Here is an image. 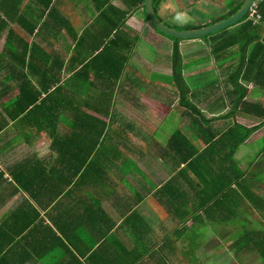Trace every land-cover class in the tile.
I'll list each match as a JSON object with an SVG mask.
<instances>
[{
	"label": "crops",
	"instance_id": "obj_1",
	"mask_svg": "<svg viewBox=\"0 0 264 264\" xmlns=\"http://www.w3.org/2000/svg\"><path fill=\"white\" fill-rule=\"evenodd\" d=\"M191 1L194 0H165L160 6L158 15L170 26L196 24L195 27H200L219 20L218 18L221 15L240 0L226 1L228 6L224 4L222 6L221 3H216V0H205L203 7L199 8V13L197 12V17L188 19L183 24L171 22L170 15L173 12L169 15V13L162 10V8H165L164 5L170 2L175 9V14L182 10L191 17L193 16L192 11H187ZM176 4H181V6L177 7ZM109 5L119 9L126 8L124 0H110ZM212 7H216V10ZM59 8L61 12L69 17L74 29L73 33H69L62 28L60 32L47 34L43 37L27 36L18 24L7 22L0 11V19L5 18L8 25L5 28H0V51H4L5 34L8 28L15 30L27 40H38L40 45L46 47L51 55L47 60L43 59V64H40L42 59H38L40 68L32 75V84L36 89L41 90L42 78L54 75L59 77L58 84H62L64 89L69 88L70 92H75L78 85H76V82L72 85L71 81L73 79L76 81L73 73L74 70L80 67L77 59L84 57L79 53L87 52L85 50L79 51L80 49L77 48L78 38L82 36L83 29L92 22L94 15L98 14L99 11L92 2L90 7H79L74 5L73 0H60ZM141 10V7L138 6L126 22L129 25H126V29L132 30L130 33L133 37L138 36V30L133 26L134 23L137 24L136 26H141L142 30L148 26L147 22L140 16ZM249 20H251L250 23H248ZM216 36L223 39L234 37V42L222 57H220L223 54L222 52L212 56L213 67H207V70L205 68L203 72L195 70L194 73H190L188 78L190 82H187L192 92L196 93V98L200 100V96L203 94L205 116H210L208 118L213 119L211 125L216 137H213L212 140L216 142L217 139L218 142H216L214 150L219 151V155L213 153L215 161L216 157L225 158L231 144H233L232 141L223 140L230 126L234 123L247 127L254 126V131L236 149L235 156L237 159L240 158L239 165H241L240 161L242 159L240 156L245 150L250 151L253 146L255 151L251 154L253 155L252 160L247 162L248 165L241 166L245 170L244 177L247 178L243 188L249 187L264 200V116H261V110L257 107L258 101H260L261 108L263 107L264 110V60L261 64V43L264 45V22L261 23L259 18L253 19L247 15L239 23H234L223 30H219L214 37ZM190 39L192 38H185L179 42L183 60H185V56L191 55L193 59L190 61L193 64H201L209 56L199 55L198 44L202 42L209 50L213 42L210 38L208 43L200 38ZM244 45L246 49L243 54L242 47ZM256 51H258L257 55H255ZM250 55V61H247ZM7 57L5 64L0 66V122L3 127L0 130V222L10 225H16L14 224L16 222L19 225L28 223L31 218L35 219L37 217V219L33 223L32 220L29 222L31 225L29 226L33 228H28V226L23 229H27L25 232L32 231L27 234L31 243L23 247L11 246V242L6 239L8 233L5 227H0V264L6 263L3 262L9 254L12 255V258H8L7 264H63V259L65 264H100L104 261V264H182L183 262L186 264H204L205 262L201 257H194L189 260L183 256L184 246L195 247L197 244L201 245L200 242L195 241L196 236L192 233L193 231H184L187 228L197 226L189 223L192 219H197L199 222H201L200 220L204 221L202 217L201 219L196 218L198 215L203 214V206L195 209L200 205L199 201H193L191 204V200H200L201 195L204 197V188L203 186L200 187L198 183L200 187L199 195L192 197L193 195L190 193L187 194L183 201H188V204L177 210L176 196L171 193L173 189H162L161 184L169 178L174 168L175 170L178 168L174 165V168L172 165L170 166V163L164 158H157L156 155L154 159L151 157L152 151L157 149L156 146L151 145V139L162 146L164 145L160 139L164 135L162 125H164L165 117L171 113L174 115V110H177L178 114H184L185 109L179 107L184 110L181 112L179 108L172 107L167 109L164 118L153 117L154 114L149 110V107L140 101L142 95L140 93L145 92H142V85L146 86H144V90L154 89L157 85L137 84V86L129 87L126 81L127 74L132 69L131 64H134V61L130 60L121 69L115 83L117 87H113L112 99L110 98L111 114L113 110H117L114 105L117 95L118 103H120L119 108L122 107L123 111L133 112L131 115L130 112L119 115V112L116 111L115 122L117 121L116 124L119 127V132L123 134L122 136L127 137V143L120 145L121 155L115 159V165L111 168H109L110 164L102 167L105 171H100L96 177L93 175L87 176L84 175V167L86 168L94 161L93 152L86 160L91 162L85 166L84 156L86 150L82 149L81 151L74 148L72 151V147L54 150L50 146V139H52V135L49 134L51 132L50 128L54 127L56 130L54 133L60 136L67 131L65 127H67L68 122L66 119H61V117H71L70 111L67 112L68 109L71 110L68 107L62 109L63 116L60 117L61 114H59L57 123H50L46 129L37 130L28 120L23 119L21 126L24 137H19L15 141L17 137L16 123L19 117L11 118L3 110L5 106L6 109L12 110V114L14 113V107L12 104L10 105V101L15 94H18V89L13 86L16 81L12 77L11 70H7V60L9 58ZM85 59L88 58L85 57ZM45 60L48 61V66H51L50 70L44 68ZM159 60L156 56L152 60L153 64L158 67V72L161 73V69L170 71L169 65L160 66ZM147 66H149L148 62ZM261 68H263L262 71ZM88 73L91 79L95 78L94 71ZM146 73L153 75L154 72L149 69L146 70ZM26 74L30 76L29 73ZM155 74L158 75V73ZM106 75L109 78H114L111 74L107 73ZM229 75L239 79L243 86L242 89H246V98L253 102L257 101L256 107L249 105L243 109L242 104L233 107L232 103L235 101L237 91L233 89L234 85L227 81ZM247 78L250 79L247 81ZM257 79H260L261 85L257 83ZM97 87L99 86H96V84L91 85L88 87L87 93L94 95ZM84 89L86 91L85 87ZM207 89H210V92ZM44 94V92L41 93L42 96ZM160 104L164 106L167 103L162 102ZM83 107L91 114L104 117L85 105ZM249 107L255 109L246 110ZM145 111L149 112V117H145ZM126 116L131 117L126 118ZM105 119L107 118L105 117ZM186 121L189 122V119H186ZM215 121H219L222 126L216 124ZM173 122H175L174 119ZM182 123L183 118L177 123L182 127L178 129L188 135V128H184ZM190 138L191 143L199 151L207 144L202 138ZM183 151L184 149H182ZM46 155H49L47 161L45 159ZM221 162L223 164L220 165ZM226 162L227 160L225 162L223 159L220 160V166L218 165L220 171L227 170V168L222 167ZM175 163H178L179 167H184V162H181L180 157H177ZM11 166H13L12 173L15 174V177L10 173ZM198 166L204 168L206 163L204 160H198L196 171H198ZM218 168H215L212 173L217 171ZM260 174L261 177L258 176ZM195 187L198 189L197 185ZM182 188H187V185L183 184ZM83 197L84 200H92L96 205L101 206L103 212L98 232L96 222L85 217L82 213L81 200ZM261 215H264V211L261 212ZM168 218H171L174 230L170 229ZM64 223L67 227L72 226L68 233V241L69 239L75 241L74 246L70 242H68L69 246L59 245L60 243L56 242L59 247L55 250L54 258L48 252L40 251L35 246L38 241H44L51 234H53L52 237L60 235V228L63 227ZM204 223L207 224L205 221ZM208 227L210 226L206 225V232H211ZM212 236H215V234L212 233L209 237ZM62 238L66 243V236ZM22 242H24L23 237ZM11 247L16 248L12 250ZM94 249L97 250L98 254L96 255V262L95 258H92ZM2 256H5V258L2 259Z\"/></svg>",
	"mask_w": 264,
	"mask_h": 264
},
{
	"label": "trees",
	"instance_id": "obj_2",
	"mask_svg": "<svg viewBox=\"0 0 264 264\" xmlns=\"http://www.w3.org/2000/svg\"><path fill=\"white\" fill-rule=\"evenodd\" d=\"M89 1L94 4V7L99 13L94 15L92 22L81 32L83 39L82 36L78 38L77 48L80 49L79 51L85 50L87 52L79 53V55H83L84 57L77 59V63L80 64V67L74 70L73 73L76 81L73 79L71 82L72 85L76 82V85H78L77 91L70 92L69 88L64 89L62 84H58L60 80L59 77L54 75L42 78L41 82H43V84L41 85V90L36 89L32 84V75L40 68L38 59L41 58L40 64H43V59L45 58L47 60L51 53L46 50V47L40 45L38 40H27L11 28H8L5 34L6 41L3 46L4 51H0V66L5 64L6 57L8 56L7 70H11L12 77L16 81L13 86L18 89V94H15L10 101V105L12 104L14 107V113L12 114V110L6 109L5 106L3 107V110L11 118L19 117L16 123L17 137L15 141H17L19 137H24L22 134L23 128L21 126L22 121L28 120L37 130L46 129L50 123H57L59 114H61L60 117L63 116L62 109L68 107L71 110L68 109L67 112L70 111L71 117H61V119H66L68 122L67 127H65L67 129L66 133L60 136L54 133L56 132L54 127L50 128L51 132H49V134L52 135V139H50L51 149L58 150L69 147H72V151L74 148L81 151L84 149L86 150L84 156L85 166H87V163L91 162L90 160L89 162L86 160L93 152L94 161L86 168L84 167V175H93L96 177L97 174L99 175L100 171H105L102 167H106L110 164L109 168H111L115 165V159L121 155L120 145H125L127 143V137L122 136L123 134L119 132V127L116 124L117 121L115 122V118L117 117L116 111L113 110L111 114L110 108L112 99L111 94L114 90L113 87H117L115 84L117 82L116 80H118L124 65L130 62L129 59L132 56V52H134L133 47L136 39H138V36H132L130 33L132 30L126 29V25H128L126 24L127 19L131 16L132 12L140 6L142 9L140 13L141 18L146 21L148 25L150 24L153 26V24L147 18L143 5L144 0H124L126 4L125 9H119L113 5H109L110 0H73L74 5L79 7H81L80 4L90 7L91 2ZM164 1L165 0H152L154 11L159 18L161 17L158 15V11ZM242 1L243 0L238 1L218 19L227 17L233 13L238 9ZM59 6L60 0H0V11L3 13L7 22L18 24L19 27L25 31L27 36L34 35V37H43L47 34L57 33L60 32L62 28L69 33H73L74 29L69 17L61 12ZM257 11L260 16L259 20L261 23L264 22V0H260L257 3ZM246 16L247 15L243 16L237 22L239 23L246 18ZM5 18L0 19V28L8 26ZM250 22L251 20H249L248 23ZM173 26L176 28H192L197 25L185 24ZM223 29L225 28L220 30ZM155 30L162 33L157 28H155ZM218 31L197 38L204 39L206 43H208V39L210 38L213 42L209 47L211 56L218 52H222L223 54L220 55V57H222L234 42V37L225 39L217 38V36L214 37ZM162 34L172 39V47L168 61L163 62L160 56V66L165 64L169 65L175 88L174 92L178 97V104H173L175 105L174 108L177 109V106L183 107L185 111L184 114H178L177 110H174V115L171 113L165 117L164 125H162V128H164V135H162V139H160L161 143L164 144L163 146L151 139V145L153 144L157 148L155 150L152 149L154 150L151 154L152 159H154L156 155L157 158H164L173 168L174 166L178 168L176 170L174 168L169 178L162 182L161 188L173 189L171 193L176 196V208L179 210V208H184L186 204H188V201H183L184 197L189 193L193 195L192 197L199 195V188L203 186L204 197L201 195L200 200H191V204L193 201H199L198 203L200 205L195 207V209L203 206V214H200V216L198 215L196 218L201 219L202 217L207 223L209 221L212 226H210L211 229L218 228L213 233L215 235L221 234L219 236L221 240L223 237H228L227 243H229L235 231L238 232V230H241V233L229 244L232 250L235 249V251H233L234 254L231 264H264V220L261 219V222H259V216L257 214L260 210L263 212L264 200L249 187L243 188L247 178L244 177L245 170L239 165L240 158L237 159L235 156L236 149L239 148L254 131V126L247 127L239 123H234V125L230 126L223 140H227V142L232 141L233 144H231L230 150L226 153L225 158L216 157L215 161L213 153L219 155V151L217 149L214 150L215 144L218 142L217 139L215 140L216 142L212 140L213 137H216L211 125L213 119L205 116L206 114L203 110V108H205L204 104L202 103L200 106V101L196 98V93L192 92L188 84L190 81L186 79L187 77L185 78L183 73V54L180 50L179 42L185 38H175L164 33ZM245 49L246 47L244 45L242 47L243 54ZM111 50L112 52L110 53ZM252 54L253 52L251 55ZM257 54L258 51H256L255 55ZM263 54L264 45L261 43V64L264 60ZM251 55L247 61H250ZM85 57L88 59H85ZM46 60L44 61V68L50 70L51 66H48V61ZM131 65L132 69L130 73L127 74L126 81L129 87H134L137 86V84H142V81H145L144 74L145 71L148 70V66L144 63L139 65L141 66L140 68H138V66L136 67L135 63ZM53 69L52 67V70ZM262 70L263 68H261V71ZM90 71L95 72V78L91 79L88 76V72ZM152 72L158 73L156 69H152ZM26 73H29L30 76H27ZM107 73L114 76V78H109L108 75H106ZM87 79L88 81H86ZM249 79L250 78H247L246 80L248 81ZM227 81L232 83L234 85L233 89L237 91L235 101L232 103L233 107L240 104H242L243 109L247 108L249 105L253 107L257 106V101L253 102L246 98V89H242L243 86L237 77L229 75ZM257 81L255 80V82L261 85L260 79H257ZM68 84L67 82V85ZM95 84L99 87H97V91H95L96 93L94 95H90L87 93L88 87ZM108 90H110L109 93H107ZM42 92L45 93L43 96L41 95ZM166 101L167 105L171 104V100L167 99ZM83 105L95 110L96 113L104 117H99L87 112ZM257 107L261 110V116H264V110L263 107L261 108L260 101H258ZM251 108L252 107H249L246 110L250 111ZM252 109L254 110L255 108ZM145 112V117H149V112ZM105 117L107 119H105ZM182 118V126L184 128L194 129L195 134L191 132L193 137L202 138L203 141L207 143L201 151L196 149L193 143H191L190 137L178 129L182 128L180 125H177ZM190 118L194 119L198 125H196V123L192 125L190 122L186 121V119ZM173 119L175 122H173ZM2 128V123L0 122V130ZM184 145L186 146L183 147ZM182 149H184L183 152ZM48 156L46 155L45 157L46 161L48 160ZM177 157H180L181 162H184V167H179L178 163H175L177 162ZM221 159H223L224 162L227 160V164L225 163V165L222 166L227 168V170L220 171V168H218ZM198 160H204L206 167L201 168L198 166V171H196ZM221 164H223V162H221L220 165ZM215 168H218L217 171L212 173ZM12 172L13 166L10 167V173L15 177V174ZM206 175H212V177L207 179ZM213 175H215V177ZM258 176L261 177V174ZM183 184L187 185V188H182ZM196 185L198 189L195 187ZM81 204L83 215L96 222L98 232L103 212L101 206L96 205L92 200H84V197L81 200ZM190 213L192 212L190 211ZM237 217L238 219L240 218L241 221H245L246 219L249 223L241 224ZM36 219L37 217H35V219L31 218L28 220V223H21L19 225L16 222H14L16 225L0 222V227H5L8 233L6 234V239L8 242H11V246L18 245L23 247L31 243L27 234L32 232L30 230L25 232L27 229H23L30 225L29 222L31 220L33 223ZM214 224L215 226H213ZM237 224H240L239 229L236 228ZM30 226L28 228H33ZM71 229L72 226L67 227L64 223L63 227L60 228L61 236L54 235L52 237L53 234H51L44 241H38L35 246L40 251L48 252V254L54 258L55 250L59 247L56 242L60 243L59 245L64 244L69 246L70 244L68 242H70L72 246L75 245V241L70 239L68 241V233ZM63 236H66V243L62 238ZM22 237L24 242H22ZM14 248L16 247H11L12 250H14ZM96 255H98L97 250L94 249L92 258H95V262ZM4 258L5 256H2V259ZM8 258H12V255L9 254L3 263L6 262L5 264H7ZM56 261L58 262V260ZM62 263L65 264L64 259ZM104 263L100 262V264Z\"/></svg>",
	"mask_w": 264,
	"mask_h": 264
},
{
	"label": "rangeland",
	"instance_id": "obj_3",
	"mask_svg": "<svg viewBox=\"0 0 264 264\" xmlns=\"http://www.w3.org/2000/svg\"><path fill=\"white\" fill-rule=\"evenodd\" d=\"M171 1V0H170ZM185 1V0H183ZM226 1L229 2L230 0H216V3H221L222 6L223 4L226 5ZM69 2V1H68ZM202 2V5H201ZM205 0H194L190 2V6L185 9L187 11H192L193 16H188L186 12L179 10L178 14H175V9L173 8V5L169 2V4H165L164 7L162 8V10H164L165 13H169L170 15V21L173 23H178V24H183L186 23L188 21V19H194L197 17V12L199 13V8L203 7ZM178 3V2H177ZM73 4V3H72ZM229 4V3H228ZM69 6L71 4H68ZM81 5V4H80ZM81 6H85V5H81ZM177 7H180V5H177ZM228 6V5H226ZM213 8V7H212ZM216 10V7L213 8ZM202 12V11H200ZM138 15V14H137ZM183 15V16H182ZM129 21V20H128ZM137 24H133L134 28L138 30V36L140 35V37L138 38V40H136L135 45L133 47V50L135 54H133L129 60H131L132 62L134 61L136 67L138 66V68H140L141 66H139L141 63H144L147 65V62L149 64L148 68L150 70L152 69H156L157 71H159L158 67H156L153 64V59L156 56L158 59H161L163 62H166L169 60V54L171 52V47H172V39L168 36L163 35L162 33L158 32L157 30H155V28L153 26L148 25L146 29L141 28V26H136ZM156 33H155V32ZM154 32V33H153ZM197 38V37H196ZM190 40H194V38L190 39ZM199 46L198 48V53L199 55H208L207 59L205 61H202L201 64H193L190 60L193 59V56L189 55V56H185V60H183V64H184V69H183V73L186 79H188L190 77V73H194L195 70L199 71V72H203L205 71V68L207 70V67H213V62H212V56H211V52L210 50H208V47L203 44L202 42H200L198 44ZM167 54V55H166ZM166 55V56H165ZM160 61V60H159ZM161 68V67H160ZM144 69V68H142ZM148 69V70H149ZM147 70V71H148ZM161 73H159L158 75H156L155 73H153V75H151V73L147 74L145 71L144 74V78L145 81H142V84H146V85H157L156 88L149 90L146 89L144 90V86L142 85V92L144 93H140L142 94L140 97V101L147 105L149 107V110L153 112L154 116L156 118H161L164 116V114L167 112V109L170 108H174L175 105L173 104H178V97L176 95V93L174 92L175 88H174V83L172 80V76H171V71L167 70L164 71L163 69L160 70ZM190 81V80H188ZM146 87V86H145ZM208 92H210V89H207ZM171 100V104L170 105H162L160 103H167L166 100ZM204 100V96L203 94H201L200 96V106L203 103ZM119 104L118 103V95L115 97L114 100V105L116 107V111L119 112L120 114L125 115V113H129L130 115L133 114L132 111H123V108H119ZM177 108H179L177 106ZM179 111L183 112V108H179ZM208 115H211L210 113H207ZM118 115V116H119ZM131 117V116H126V118ZM210 117V116H208ZM185 118V117H184ZM189 122L194 125L196 123V121H194V119L190 118ZM216 124L221 125V123L218 121L216 122ZM196 125H198L196 123ZM188 135L192 132L193 134H195L194 129H187ZM135 133L137 134V132L135 131ZM187 135V136H188ZM189 137H193L192 134H190ZM249 144H251L249 142ZM254 144V143H253ZM255 150L252 149L250 151H244V153L240 156L241 157V165L240 166H245L248 165V161L252 160L253 158V152ZM215 177V175H213ZM212 177V175H206L207 179H210ZM264 211V209H263ZM245 213V212H244ZM259 216V222H261V219L264 218V215H261V210L260 212L257 213ZM242 217V216H240ZM243 218V217H242ZM238 219V217H237ZM240 221L241 224L243 223H249L248 220L245 219V221H241L240 218L238 219ZM169 226L171 230L173 229V223L171 222V218H168ZM201 222H199L197 219H192L191 221H189L190 224H195L197 225L196 227H190L187 228L186 231L184 232H188V231H193L192 233L195 234L196 238L195 241L196 242H200V246L199 244H197V246L195 247H189V246H184V254L183 256L189 260L193 259L194 257L197 258H203V262L204 264H231L232 262V258H233V254L235 251V249L232 250L231 247H229V244L233 241V239L235 237H237L239 235V233H241V230H238V232H234L233 236L231 237V240H229V243H227V238L228 237H223L221 240V237H219L221 234H216L215 236L209 237L210 234H212L214 231H216L218 228H209V230H211V232L207 231L206 232V225L211 226L210 223L205 224L204 221L200 220ZM252 223V222H251ZM213 224V223H212ZM215 226V224L213 225ZM240 224H237L236 228L239 229ZM212 227V226H211ZM182 232V231H181ZM206 244V245H205ZM205 248H206V252H205ZM250 259V258H249ZM248 259V260H249ZM247 260V262H248ZM180 264V263H179ZM182 264H186V263H182Z\"/></svg>",
	"mask_w": 264,
	"mask_h": 264
},
{
	"label": "water",
	"instance_id": "obj_4",
	"mask_svg": "<svg viewBox=\"0 0 264 264\" xmlns=\"http://www.w3.org/2000/svg\"><path fill=\"white\" fill-rule=\"evenodd\" d=\"M253 1L254 0H243L237 10L227 17L221 18L211 24L186 29L170 26L163 19L159 18L154 11L152 0H144L143 5L148 20L162 33L175 38H196L214 33L239 21L248 13L250 5Z\"/></svg>",
	"mask_w": 264,
	"mask_h": 264
},
{
	"label": "built area",
	"instance_id": "obj_5",
	"mask_svg": "<svg viewBox=\"0 0 264 264\" xmlns=\"http://www.w3.org/2000/svg\"><path fill=\"white\" fill-rule=\"evenodd\" d=\"M257 3H258V0H254L253 2H252V4L250 5V12H249V14L251 15V16H253V17H256V18H259V14L257 13V10H256V8H257Z\"/></svg>",
	"mask_w": 264,
	"mask_h": 264
},
{
	"label": "clouds",
	"instance_id": "obj_6",
	"mask_svg": "<svg viewBox=\"0 0 264 264\" xmlns=\"http://www.w3.org/2000/svg\"><path fill=\"white\" fill-rule=\"evenodd\" d=\"M260 0H258V2H259ZM256 10H257V8H256ZM249 12H250V9L248 10V13L246 14V15H249L250 17H252L253 19L254 18H256V17H253V16H251L250 14H249ZM257 13H258V11H257ZM259 14V13H258ZM260 17V16H259ZM228 27V26H227Z\"/></svg>",
	"mask_w": 264,
	"mask_h": 264
}]
</instances>
